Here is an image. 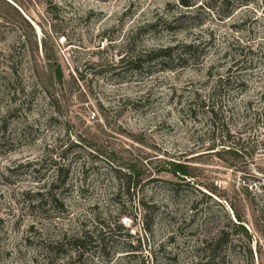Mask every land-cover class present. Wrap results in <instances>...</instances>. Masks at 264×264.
Listing matches in <instances>:
<instances>
[{"label": "rangeland", "instance_id": "rangeland-1", "mask_svg": "<svg viewBox=\"0 0 264 264\" xmlns=\"http://www.w3.org/2000/svg\"><path fill=\"white\" fill-rule=\"evenodd\" d=\"M191 1L198 9L0 0V264H67L83 231L102 233L87 264H193L221 229L234 241L226 264H264V0ZM188 44L196 50L173 70H114L128 51ZM235 60L243 86L215 100L254 152L218 157L208 120L188 106ZM173 163L191 176L175 177ZM56 165L67 176L53 191L62 206L39 207ZM117 170L138 186L127 191ZM234 213L250 238L232 228Z\"/></svg>", "mask_w": 264, "mask_h": 264}, {"label": "trees", "instance_id": "trees-1", "mask_svg": "<svg viewBox=\"0 0 264 264\" xmlns=\"http://www.w3.org/2000/svg\"><path fill=\"white\" fill-rule=\"evenodd\" d=\"M179 5L187 9V11H193L196 8V4L191 0H178ZM229 0H224L222 5L228 4ZM215 9V8H213ZM231 13L226 14V16H230ZM182 18L194 19L192 13L189 12V15L181 16L175 20L174 24L179 23ZM152 29H155V25L148 26ZM182 48V51H180ZM196 50V46L194 44H188L175 47H167L159 50H151L148 52L135 53V52H126L122 55L121 59L117 64H114V70H128L126 68H130V70L134 71V73H142L143 71H149V73H155V69L159 72H163L166 70H173L174 62H187L188 55ZM240 61H233L228 69V76L222 77L218 79L209 94L208 99L201 100L200 98H195L189 106L188 112L194 119H197L200 115L204 116L209 122L208 133V143L209 147L207 151H212L216 156H221V154H228L233 156L234 158H240L245 156H252L254 150H250L252 148L251 136L248 139H238V142L235 141L234 135H232V131L226 124V118L224 116L223 106H219L216 102V98L225 97L229 95L234 90V85L238 87L243 86V82H241L236 77L230 75L232 74V70L238 68ZM238 83V84H237ZM256 122V120H254ZM260 124V121H258ZM259 127V126H258ZM221 147V149H219ZM55 169L56 179L49 185L47 192L39 193L35 195V201L38 203L39 207H43V205L54 208V206L61 205L59 199L54 194V189L56 186L62 185L65 186L67 183L66 174L62 169L56 165ZM124 179V185L127 191H129L132 187L135 188L138 186V182H132L133 173L130 170H127L126 174L121 172V170H117ZM171 173L177 177L182 178V180H186L191 176L189 171V166L181 163H173L171 164ZM121 176L119 177L121 179ZM173 186L175 184L170 183ZM171 194H176L177 190L172 187L170 190ZM62 206V205H61ZM193 206H191V210H193ZM235 214V223L231 222L232 228L234 230H238L242 233V235L250 238L249 232L246 230L243 225L244 221L241 215L238 213ZM149 229L148 226L146 228ZM83 231L78 235L72 236L68 244L72 246V251L70 252V257L67 264H87L86 255L96 246L97 234L100 233ZM100 242V241H99ZM98 242V243H99ZM232 234L230 231L226 229H221L218 234L214 238H210L204 240L195 248L196 256L193 264H226L228 263V254L227 249L232 247L233 245ZM63 243H58L56 245V251H60L63 247Z\"/></svg>", "mask_w": 264, "mask_h": 264}]
</instances>
